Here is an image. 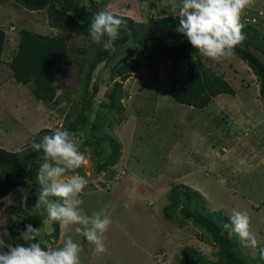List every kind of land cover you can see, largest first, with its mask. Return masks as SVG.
Returning <instances> with one entry per match:
<instances>
[{
    "label": "rangeland",
    "instance_id": "374dc122",
    "mask_svg": "<svg viewBox=\"0 0 264 264\" xmlns=\"http://www.w3.org/2000/svg\"><path fill=\"white\" fill-rule=\"evenodd\" d=\"M74 1L95 15L107 10L120 18L131 39L121 44L119 32L116 53H109L89 76L92 56L103 48L91 40L89 25L60 1L49 0L44 7L29 10L14 0H3L0 30L7 33L0 65V149L24 151L41 164L42 150H34L32 143H40L57 128L77 125L74 141L81 152H90L85 153V164L68 174H79L88 181L80 196L83 212L91 216L107 205L112 219L105 239L108 251L94 255V246L85 241L80 245L81 264H227L223 247L212 233L186 220L181 206L171 203L169 192L174 184L198 192L199 212L221 230L230 222L233 209L247 211L253 230L264 240V81L260 70L235 53L218 62L201 56L177 31L179 17L173 6L178 10L181 0ZM252 11L256 12L251 21L241 16L242 32L262 47L264 0H255ZM122 17L135 23L150 22L151 27L156 20L168 18L170 28L161 34L174 32L176 39L167 38L156 53L141 55L134 48L149 28L130 26ZM29 29L67 45L64 78L55 83L52 102L36 100L32 94L35 83H16L8 67L17 51L19 32ZM196 61L221 76L234 95H218L201 110L173 101L172 84L184 85L186 66ZM141 64L150 66L131 73ZM155 72L158 80L153 77ZM117 97L123 110L114 103ZM40 130L48 132L38 138ZM113 141L119 155L109 167ZM35 182L30 192L31 181H19L0 200V249L9 244L28 246L20 238L27 224L41 230V237L33 242L45 249L55 244L46 209L33 208L40 191ZM19 189L27 190L26 206ZM166 212L174 216L173 221L165 218ZM74 227L58 222V239L73 236L70 229ZM232 244L241 261L264 264L258 251L243 247L234 233Z\"/></svg>",
    "mask_w": 264,
    "mask_h": 264
},
{
    "label": "clouds",
    "instance_id": "9594fccd",
    "mask_svg": "<svg viewBox=\"0 0 264 264\" xmlns=\"http://www.w3.org/2000/svg\"><path fill=\"white\" fill-rule=\"evenodd\" d=\"M254 4L255 0H181L178 10L173 6L179 17L180 27L177 31L186 36L201 56L217 62L230 58L244 39L241 16ZM121 23V19L111 12L99 11L88 26L91 40L95 44H102L105 51H114ZM31 147L36 151L42 150V163L36 177L40 191L33 208L44 206L50 221L59 222L62 227L75 226V233L94 246V255L106 253V233L112 225L108 206L94 211L91 216L86 215L81 208L80 196L88 181L79 174H68L85 164V153L90 149L81 152L73 134L61 128L51 135H45L40 143L33 142ZM19 191L26 206L27 190ZM53 197L57 199H51ZM25 227L20 238L28 246L9 244L7 251L0 252V264H81V246L71 236L65 238L61 246L45 249L40 242H33L41 237L40 228L31 224ZM222 227L230 236L236 234L243 247L258 251L259 258L264 260V246H261L264 240L253 230L247 211L233 209L230 222Z\"/></svg>",
    "mask_w": 264,
    "mask_h": 264
},
{
    "label": "trees",
    "instance_id": "16d2710c",
    "mask_svg": "<svg viewBox=\"0 0 264 264\" xmlns=\"http://www.w3.org/2000/svg\"><path fill=\"white\" fill-rule=\"evenodd\" d=\"M3 0H0V4ZM23 5L29 10H36L47 5L49 0H14ZM60 1L73 15L80 21L90 24L95 14L88 11L84 6H80L74 0H51ZM123 20L130 26H138V28H149L143 38H140L136 43L138 47L134 48L140 52L141 55L154 54L158 47H164L167 38L176 39V34L170 32L162 35L164 29L170 28L168 18L156 20L151 27L150 22L135 23L129 18L122 17ZM128 21V22H127ZM128 25V26H129ZM251 25V24H250ZM129 26V27H130ZM119 32L122 34L121 44L124 41L131 39L129 29L120 25ZM244 39L235 48V54L245 60L251 67L260 70L264 81V46L255 45L250 38L242 32ZM19 40L17 42V51L12 56L8 67L12 72V78L16 83L26 85L30 82L35 83L32 94L36 100L43 102H52L56 94L55 83L60 82L64 78L63 61L68 58L67 45L63 40L53 38L49 35H41L29 30H22L19 32ZM184 36V35H183ZM181 38H183L181 36ZM6 43L5 33L0 30V65L3 62V52ZM114 51H105L99 47L96 53L92 56V62L89 68V76L93 73L99 63L105 61L109 53L114 55L118 48L114 44ZM174 48V46H173ZM93 51L95 50L92 49ZM139 55V54H138ZM148 64H141L134 67L131 73H138L141 67H148ZM186 82L184 85L172 84L170 90V97L178 104L193 107L195 109H204L213 98L218 95H234L233 88L217 74L213 73L201 61L190 62L186 66ZM156 80L159 79L158 72L153 76ZM125 80V77H122ZM117 95L121 94L120 84H116ZM114 103L118 104L120 110L123 106L120 101L115 98ZM82 121L86 118L83 117ZM76 124H69L64 130L74 134L77 130ZM48 132L47 130H40L37 136H41ZM115 145L112 153L109 155L108 166L111 167L119 155V147ZM40 164L33 162L27 157L24 151L6 152L0 149V200L9 194L15 185L24 179L31 181L32 186L30 192H33L36 187V177ZM99 169L105 168L99 166ZM169 199L174 205L181 206V213L186 220H190L195 225L204 227L209 230L214 239L223 247V254L227 264H248L241 261L233 252V234L230 236L226 230H221L220 227L211 219L203 216L199 212L198 192H193L189 187L174 184L169 192ZM171 205V207H173ZM165 218L173 221L174 216L170 213L164 214ZM55 240L58 237V222L51 221ZM7 251V248L0 249V252Z\"/></svg>",
    "mask_w": 264,
    "mask_h": 264
},
{
    "label": "crops",
    "instance_id": "0c3cea01",
    "mask_svg": "<svg viewBox=\"0 0 264 264\" xmlns=\"http://www.w3.org/2000/svg\"><path fill=\"white\" fill-rule=\"evenodd\" d=\"M4 3V2H3ZM0 4V8L4 5V4ZM253 12H256V11H252V7H249L248 9H246L245 11H244V13L242 14V16H246L247 18H250L248 21H251L252 19H254L253 17L251 18V15H254V13ZM4 19V18H3ZM14 22H15V20H10V21H8V23H11V24H14ZM5 23V22H4ZM249 23H251V22H249ZM252 25V24H251ZM1 26V25H0ZM5 26V25H4ZM29 31H31L30 29H29ZM3 32L6 34L7 32H6V30H4L3 29ZM8 35V34H7ZM4 50H5V48H4ZM3 55H4V52H3ZM3 65V64H2ZM68 229V228H67ZM61 230H63V229H61ZM61 232V231H60ZM70 232H72V234H73V236H71V238L74 240V241H76L77 243L79 242L80 243V245L81 246H83L84 245V243H85V241H87V239H85L84 240V237L83 236H80L79 238L76 236V233L73 231V229H70ZM66 238V236H62L61 235V237L58 239V240H56V243L52 246V248H56V247H59V246H61L62 245V243H63V240ZM85 247V246H84ZM102 262H100V264H101Z\"/></svg>",
    "mask_w": 264,
    "mask_h": 264
}]
</instances>
